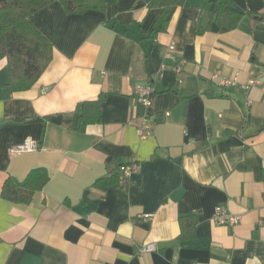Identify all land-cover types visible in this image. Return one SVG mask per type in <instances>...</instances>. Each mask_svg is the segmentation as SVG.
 Segmentation results:
<instances>
[{
    "label": "crops",
    "instance_id": "1",
    "mask_svg": "<svg viewBox=\"0 0 264 264\" xmlns=\"http://www.w3.org/2000/svg\"><path fill=\"white\" fill-rule=\"evenodd\" d=\"M205 1L177 0L164 30L147 0L80 12L54 0L29 15L52 55L18 91L0 59V192L34 167L49 179L26 204L0 196V264H264V7L196 34ZM137 83L154 88L147 107ZM92 100L99 121L72 130ZM143 116L155 123L140 138ZM26 137L39 147L10 155ZM216 205L240 221L214 223Z\"/></svg>",
    "mask_w": 264,
    "mask_h": 264
},
{
    "label": "trees",
    "instance_id": "2",
    "mask_svg": "<svg viewBox=\"0 0 264 264\" xmlns=\"http://www.w3.org/2000/svg\"><path fill=\"white\" fill-rule=\"evenodd\" d=\"M54 0H0V59H6L8 83L13 91L30 88L50 62L52 46L32 25L29 15ZM69 12L98 8L104 0H60ZM177 0H147L148 6H161L156 29L164 30ZM257 13L264 7V0H206L201 7L196 34L210 28L212 22L232 29L236 26L240 11ZM98 100L81 101L73 112L72 130L83 132L89 123L99 121ZM49 179L44 167L31 168L22 180L13 176L5 178L0 196L16 203L30 202L35 191L42 189ZM117 183L116 173L96 179L93 186L106 189Z\"/></svg>",
    "mask_w": 264,
    "mask_h": 264
},
{
    "label": "built area",
    "instance_id": "3",
    "mask_svg": "<svg viewBox=\"0 0 264 264\" xmlns=\"http://www.w3.org/2000/svg\"><path fill=\"white\" fill-rule=\"evenodd\" d=\"M174 48L173 43L170 44L169 49L172 50ZM180 66L176 67V70H179ZM264 74V71H263ZM212 79H220V83L222 85H229L234 82V79L227 78V77H220L219 71H215L211 74ZM257 83V80H249L248 85H253ZM154 93V88L150 84H141L137 83L135 85V94L139 100V102L147 107L151 103V97ZM154 121L150 120L147 116H143L136 126V132L138 133L140 138H145L152 134V129L154 127ZM39 147L38 142L33 139L32 137H26L21 143L14 144L8 148V152L10 155L19 154L25 151L35 150ZM137 163L133 162L127 165H121L120 169L124 173H131L132 171L136 170ZM148 216V215H146ZM211 219L214 223L217 224H224L229 226H234L240 221V215L230 212L226 207L222 205H216L214 207L213 213L211 215ZM141 252H150L154 250L153 244H143L139 248Z\"/></svg>",
    "mask_w": 264,
    "mask_h": 264
},
{
    "label": "water",
    "instance_id": "4",
    "mask_svg": "<svg viewBox=\"0 0 264 264\" xmlns=\"http://www.w3.org/2000/svg\"><path fill=\"white\" fill-rule=\"evenodd\" d=\"M38 120H40V119H36L35 121H38Z\"/></svg>",
    "mask_w": 264,
    "mask_h": 264
}]
</instances>
